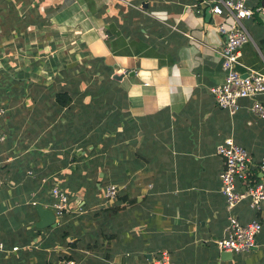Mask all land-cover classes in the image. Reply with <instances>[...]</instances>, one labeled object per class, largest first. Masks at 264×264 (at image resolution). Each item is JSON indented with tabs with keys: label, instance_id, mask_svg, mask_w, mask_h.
<instances>
[{
	"label": "crops",
	"instance_id": "0c3cea01",
	"mask_svg": "<svg viewBox=\"0 0 264 264\" xmlns=\"http://www.w3.org/2000/svg\"><path fill=\"white\" fill-rule=\"evenodd\" d=\"M5 2L27 15L0 24V87L7 89L0 97L7 110L0 239L10 249L0 252V264H150L163 251L174 264H264V206L245 199L234 209L242 222H262L256 249L223 260L216 243L228 224L217 146L234 138L263 179L264 118L252 98L230 114L211 93L226 71L217 51L223 16L210 0ZM243 23L251 41L241 48L238 71L264 72V19ZM17 36L24 45L15 44ZM29 53L39 63L22 67ZM95 59L113 68L111 81L97 73L104 76L92 79L100 94L82 95V78L67 88L72 100L60 110L43 84H58L63 68L80 74L76 65ZM54 183L69 194V211L57 227L39 229L35 204L48 207ZM111 184L119 190L113 201L106 198Z\"/></svg>",
	"mask_w": 264,
	"mask_h": 264
},
{
	"label": "built area",
	"instance_id": "2783aa9c",
	"mask_svg": "<svg viewBox=\"0 0 264 264\" xmlns=\"http://www.w3.org/2000/svg\"><path fill=\"white\" fill-rule=\"evenodd\" d=\"M124 1V0H122ZM211 10L215 14L223 16V22L217 25L218 31L224 37V42L218 48L222 68L226 71L224 82L210 88L219 107L230 114L236 113L243 98L253 99V112L264 118V72L251 69L246 74L238 71L241 64V48L251 41V35L244 26L245 19L256 15L263 16L264 0L261 4L252 6L249 0H210ZM190 40L196 41L192 34L185 33ZM6 108L0 105V123L6 113ZM6 139V134L0 128V142ZM217 154L224 159V168L220 174L221 191L226 197L228 211V224L224 236L219 239L217 247L221 251L234 254L245 253L258 247V236L263 230L262 222L254 219L242 222L234 213L237 205L245 199L250 201L257 210L264 206V178L258 179L252 169V158L249 151L238 144L234 138L228 137L217 146ZM258 169L264 175V156L258 162ZM2 181L0 180V190ZM118 187L111 184L106 189V198L115 200L118 195ZM53 197L48 205L60 222L70 207V197L67 191L54 183L51 189ZM20 248L14 246L11 250ZM10 249L0 239V252ZM58 264H76L73 259H62ZM150 264H174L169 252L163 251L156 256Z\"/></svg>",
	"mask_w": 264,
	"mask_h": 264
},
{
	"label": "rangeland",
	"instance_id": "374dc122",
	"mask_svg": "<svg viewBox=\"0 0 264 264\" xmlns=\"http://www.w3.org/2000/svg\"><path fill=\"white\" fill-rule=\"evenodd\" d=\"M20 7H17V6H9V5H7V3L5 2V0H0V16H2V17H0V24L2 23V20H6L7 19V17L9 16L13 21H12V25H14V23H15V19L16 18H22V17H25L26 15H27V12L26 11H24V12H22L21 11V9H19ZM259 16V15H258ZM4 18V19H3ZM21 24H22V22H21ZM0 28L2 29V31L1 32H3L4 30V28L3 27H1L0 26ZM7 28V27H6ZM14 28H16V27H14ZM18 31H15L14 33L16 34ZM16 36V35H15ZM21 36V35H20ZM20 36H17V37H15L14 38V42H15V44L19 47V45H24L25 44V40L26 39H24V40H22L21 41V39L23 38H21ZM69 46V45H68ZM80 52V51H79ZM14 54H15V52H13ZM33 53V52H32ZM66 56H67V58H69L68 57V55L66 54ZM34 57H35V60H34ZM39 58H38V55L37 54H35V55H33L32 57H31V54L29 53L26 57H22L21 58V60H20V63H21V66L22 67H24V66H26V65H28V64H31V62H34L35 64H38L39 63V60H38ZM83 60V59H82ZM83 65H85V67H86V70H85V68H83L82 67V65L81 64H77L76 66L78 67V68H80V73H81V75L79 74V73H77L76 75H73V76H71V77H69V78H66V81L65 82H63L62 81V83L63 84H56L55 86L53 85V83H56V81L54 80V79H47L46 80V83L48 84L47 86L46 85H44L43 84V86H45V87H43V89L45 90V94H48V95H50V94H53L54 93V91L55 90H57V89H59V88H65V89H67L68 87H69V89L71 88L72 90L73 89H75V87H77V85H79L81 82H83V80H86V81H84V82H86V83H88V85L85 87L86 89H81L82 90V95L83 94H86L87 92H92V94H98L99 93V87H97V85L95 84V80L98 78V76H97V73L95 72V69H94V67H93V64H91L90 62H88V63H85V64H83ZM20 66V67H21ZM34 65H32V67H33ZM39 66V65H38ZM41 67H44V66H41ZM83 69V70H82ZM93 69V70H92ZM39 73L41 72V74H43L44 75V73H45V71H43L42 69H40L39 71H38ZM102 74V73H101ZM103 75H106V74H103ZM103 75H101L100 77H99V79H103ZM112 77V76H111ZM83 78V80L82 81H80L81 79ZM92 79H95V80H92ZM99 79H97V80H99ZM40 80H41V82H42V80H44V79H41L40 78ZM92 80V82H89V81H91ZM106 80H107V78H106ZM80 81V82H79ZM109 81H111V79H109ZM45 82V81H44ZM78 82V83H77ZM69 84V85H68ZM81 85V84H80ZM32 86H28V89L30 90V92H31V89L32 90H34L35 92H40V90H42V88H40V87H38V86H34V87H32ZM48 87V89L49 90H46V88ZM38 107H41V103H39V106ZM6 114V113H5ZM1 124V123H0ZM4 133V132H3ZM7 137V136H6ZM6 140V139H5ZM4 140V141H5ZM1 143V142H0ZM30 173H32V172H30ZM36 205V204H35ZM234 212H235V210H234ZM64 218V217H63ZM63 218H61V221H63ZM58 222V221H57ZM59 223V222H58ZM237 256V255H236Z\"/></svg>",
	"mask_w": 264,
	"mask_h": 264
},
{
	"label": "trees",
	"instance_id": "16d2710c",
	"mask_svg": "<svg viewBox=\"0 0 264 264\" xmlns=\"http://www.w3.org/2000/svg\"><path fill=\"white\" fill-rule=\"evenodd\" d=\"M22 1H23V3L25 2V0H22ZM32 21L33 20H31L30 22L32 23ZM90 63L93 64V67H94L96 73L106 74L105 76L107 77V79H111V76L113 75L114 70L111 66L105 64L102 59H95L94 61H92ZM82 67L85 68V70H86L85 65L82 64ZM76 70H77V72L78 71L80 72V68L76 67L75 71ZM72 73H73V71H70L68 68H63L57 73V75L55 76V79L57 80V82L59 84H61L62 81L63 82L66 81V78L71 77L73 75ZM14 80H21V78H20V76H16ZM27 87L28 86H22V90L25 91V89ZM11 89H13V88H11ZM6 90L7 89L5 87H3V88L0 87V97L2 96L3 92L4 93L6 92ZM22 93L24 95H26L28 92H22ZM53 95L55 97L56 104L60 107V110H62L64 107H68L70 105L72 98L69 94L68 89L61 88L60 90H55ZM0 104H1V99H0ZM37 230L41 231L39 229H37ZM64 236H67V235L65 234Z\"/></svg>",
	"mask_w": 264,
	"mask_h": 264
},
{
	"label": "water",
	"instance_id": "95a60500",
	"mask_svg": "<svg viewBox=\"0 0 264 264\" xmlns=\"http://www.w3.org/2000/svg\"><path fill=\"white\" fill-rule=\"evenodd\" d=\"M128 73H130V71H128ZM114 77L118 79L122 78V76L117 75H114ZM35 208L39 216L38 221L35 224L37 228L45 229L58 226L59 223L57 222L55 213L51 208L44 206L42 203H37ZM221 257L223 260H228L233 258V254L228 251H221Z\"/></svg>",
	"mask_w": 264,
	"mask_h": 264
}]
</instances>
